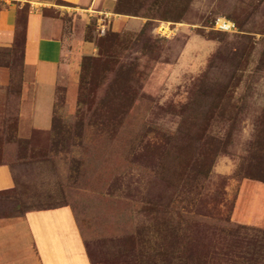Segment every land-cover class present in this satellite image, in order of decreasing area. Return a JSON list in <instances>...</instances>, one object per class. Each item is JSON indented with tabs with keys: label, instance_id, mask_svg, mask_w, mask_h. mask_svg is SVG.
Returning a JSON list of instances; mask_svg holds the SVG:
<instances>
[{
	"label": "rangeland",
	"instance_id": "obj_1",
	"mask_svg": "<svg viewBox=\"0 0 264 264\" xmlns=\"http://www.w3.org/2000/svg\"><path fill=\"white\" fill-rule=\"evenodd\" d=\"M7 11L0 164L18 186L1 219L70 207L92 264H264V0H0ZM35 14L65 45L54 89L25 83ZM32 94L55 96L51 129L21 115Z\"/></svg>",
	"mask_w": 264,
	"mask_h": 264
},
{
	"label": "crops",
	"instance_id": "obj_2",
	"mask_svg": "<svg viewBox=\"0 0 264 264\" xmlns=\"http://www.w3.org/2000/svg\"><path fill=\"white\" fill-rule=\"evenodd\" d=\"M72 5L90 0H60ZM10 11L0 13V46L12 48L15 41V21ZM23 46L24 66H33V77L24 72L25 83L47 84L54 89L60 74L70 66L65 64V45L58 38L59 26L39 14L31 15ZM35 58H34V57ZM44 59H41L42 57ZM28 80V81H27ZM23 97L21 115L31 127L51 129L55 96ZM17 181L7 164H0V193L17 189ZM0 264H92L75 216L70 207L30 210L18 218H0Z\"/></svg>",
	"mask_w": 264,
	"mask_h": 264
},
{
	"label": "built area",
	"instance_id": "obj_3",
	"mask_svg": "<svg viewBox=\"0 0 264 264\" xmlns=\"http://www.w3.org/2000/svg\"><path fill=\"white\" fill-rule=\"evenodd\" d=\"M216 28L225 33H231L236 30V25L225 18H221L216 23Z\"/></svg>",
	"mask_w": 264,
	"mask_h": 264
}]
</instances>
